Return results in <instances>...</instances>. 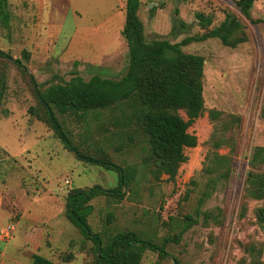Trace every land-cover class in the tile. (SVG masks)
<instances>
[{"label":"rangeland","instance_id":"1","mask_svg":"<svg viewBox=\"0 0 264 264\" xmlns=\"http://www.w3.org/2000/svg\"><path fill=\"white\" fill-rule=\"evenodd\" d=\"M139 1L147 41L174 44L200 35L197 14L209 17L213 28L225 12L238 18L247 41L235 49L216 39L182 48L204 58V111L188 129L197 146L185 149L187 161L174 181H153L143 170L123 201L94 198L88 223L103 241L127 232L158 245L172 238L165 251L179 264H250L244 250L249 244L261 249L264 264V231L255 220L263 202L243 199L250 157L255 147H264V0H256L250 10L257 24L229 0ZM150 3H155L152 8ZM8 13V26L0 24V50L20 60L27 74L0 60L7 85L0 114V264H31L34 254L56 264H93L91 242L66 219V197L74 189L114 188L117 174L78 161L37 120L34 86L68 82L75 74L84 81L123 76L128 64L122 36L125 0H8ZM113 116L102 112L75 121L57 115L81 151L103 152L114 164L140 171L144 151L140 144L129 146L124 135L135 138V132L119 130ZM214 139L227 141L215 151L230 157L233 171L201 202L207 181L201 170ZM186 216L194 222L180 235ZM155 263L173 264L146 251L141 264Z\"/></svg>","mask_w":264,"mask_h":264},{"label":"trees","instance_id":"2","mask_svg":"<svg viewBox=\"0 0 264 264\" xmlns=\"http://www.w3.org/2000/svg\"><path fill=\"white\" fill-rule=\"evenodd\" d=\"M239 13L251 24L250 10L255 0L232 1ZM139 0H125V23L122 36L127 45L128 64L126 72L117 80L93 76L88 81L75 74L68 82L50 84L47 88L34 86L35 98L40 109L36 114L39 121L53 131L63 147L81 162L98 166L105 171L117 174V186L103 189L94 186L89 189L71 190L66 197V219L76 227L81 236L91 242L93 264H141L146 251L156 254L159 261L175 257L167 254L165 245L173 239H165L160 245L153 240L142 239L134 232L116 234L103 241L94 233L88 223L93 211L90 202L98 196L114 198L117 202L126 199L128 192L137 183L140 172L149 174L153 181L166 177L174 181L178 169L187 161L185 149L197 146V138L188 132L189 127L201 117L204 111L203 71L204 58L189 54L182 48L191 42L218 40L224 47L235 49L245 43L247 37L238 18L224 13V20L211 27L212 20L197 14L196 20L203 33L185 38L178 43L167 40L147 41L144 24L140 16ZM10 20L8 0H0V24L7 27ZM181 26H184L181 23ZM0 60L11 62L27 74V69L18 59H12L0 50ZM31 79V76H30ZM34 85V84H33ZM4 74L0 73V114L6 93ZM32 109H29V114ZM182 111L186 120L179 112ZM108 112L113 114V125L121 131H134L135 138L124 132L129 146L139 145L144 151L140 171L134 165L118 166L103 152L92 155L74 145L68 132L57 115L85 121L89 114ZM215 119L214 112L210 113ZM264 119V105L261 109ZM142 138V140H140ZM227 141L214 139L212 151H208L201 174L206 177L205 190L200 201L208 199L218 186L226 183L232 174L231 159L219 155L215 150ZM245 174L243 199L263 202L255 211V220L264 231V147H255ZM132 192V191H131ZM243 215V211L241 213ZM191 216H186L181 234L193 224ZM250 264H263L260 261L261 249L254 244L244 247ZM31 264H56L53 261L33 255ZM158 264V263H155Z\"/></svg>","mask_w":264,"mask_h":264},{"label":"crops","instance_id":"3","mask_svg":"<svg viewBox=\"0 0 264 264\" xmlns=\"http://www.w3.org/2000/svg\"><path fill=\"white\" fill-rule=\"evenodd\" d=\"M218 1H219V2H221V1L223 2V0H218ZM229 1L232 2V1H234V0H229ZM255 1H256V0H255ZM140 3H141V2H140ZM226 3H227V2H226ZM232 3H233V2H232ZM254 3H255V2H254ZM154 4H155V3H150V6H149V7L152 8L151 6L154 5ZM233 5H234V4H233ZM253 6H254V4H253ZM253 6H252V8H253ZM223 20H224V19H223ZM223 20H222V21H223ZM222 21H221V22H222ZM221 22H220V23H221ZM220 23H219V24H220ZM219 24H218V25H219ZM34 255H35V254H34ZM37 255H38V254H37ZM40 256H41V255H40Z\"/></svg>","mask_w":264,"mask_h":264},{"label":"built area","instance_id":"4","mask_svg":"<svg viewBox=\"0 0 264 264\" xmlns=\"http://www.w3.org/2000/svg\"><path fill=\"white\" fill-rule=\"evenodd\" d=\"M66 184H69L67 181L65 182Z\"/></svg>","mask_w":264,"mask_h":264}]
</instances>
